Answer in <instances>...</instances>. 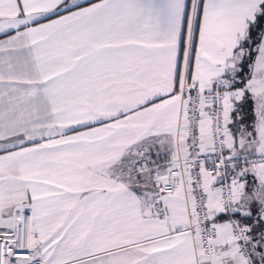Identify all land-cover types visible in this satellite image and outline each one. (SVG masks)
I'll use <instances>...</instances> for the list:
<instances>
[{
    "label": "snow or ice",
    "instance_id": "obj_1",
    "mask_svg": "<svg viewBox=\"0 0 264 264\" xmlns=\"http://www.w3.org/2000/svg\"><path fill=\"white\" fill-rule=\"evenodd\" d=\"M0 264H264V0H0Z\"/></svg>",
    "mask_w": 264,
    "mask_h": 264
}]
</instances>
